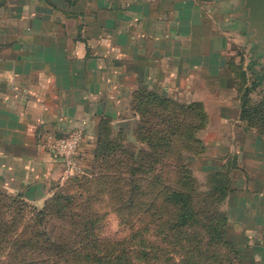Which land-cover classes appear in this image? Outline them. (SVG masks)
Returning <instances> with one entry per match:
<instances>
[{
    "label": "crops",
    "instance_id": "obj_1",
    "mask_svg": "<svg viewBox=\"0 0 264 264\" xmlns=\"http://www.w3.org/2000/svg\"><path fill=\"white\" fill-rule=\"evenodd\" d=\"M204 1L0 0V193L42 204L63 182L50 144L79 129L88 175L101 125L131 135L133 93H165L204 107L191 169L227 173L228 233L264 264V135L240 119L227 64L242 15L236 0Z\"/></svg>",
    "mask_w": 264,
    "mask_h": 264
},
{
    "label": "rangeland",
    "instance_id": "obj_2",
    "mask_svg": "<svg viewBox=\"0 0 264 264\" xmlns=\"http://www.w3.org/2000/svg\"><path fill=\"white\" fill-rule=\"evenodd\" d=\"M204 2L206 3L208 0ZM238 24L239 29H241V23L238 22ZM228 40V55L231 56L228 61H234L245 73L243 84L249 86L255 81V77L251 75L252 72L264 76V46L260 48L252 46L246 42L245 36L242 40L240 36L237 37L233 33L228 34ZM232 80L233 83L236 82L234 96L239 99L241 94L237 90V83L240 85L242 80L235 78ZM158 94L171 98L178 103H183L165 93ZM248 97L251 99L252 105L260 104V101L264 98V87H257L256 93H251ZM217 107L213 106L212 108ZM202 108L204 110L203 106ZM135 109L140 110V108L137 109V106L134 107ZM135 112L133 114V132L131 135L123 133L126 139L117 140L120 143V148L116 150L115 154L105 151L96 171H91L88 175H82L79 180H63L55 188L53 195L42 204L34 205L23 199L12 200L13 197L0 193V264L67 263L66 253L50 254L46 252L47 247L36 243L35 231L42 229L39 223L46 225L47 229L52 232L51 237L72 253L76 249L103 256H114L122 251L126 252L141 248L157 251L168 247L177 249L176 246L171 244V239L166 233L164 224V220L173 208L166 205L163 211L161 204L152 208L145 206L151 205L148 200L155 199V194L146 197V195L140 194V191L135 190L136 194L133 195L130 208L122 209L123 200L121 195L125 190L127 192L130 187L123 186L122 180L127 177L126 173L129 168L135 167L132 159L133 154L138 152L137 145L141 148L139 150L145 151V154L150 153L148 146L144 144L145 142H142L141 137L137 138L135 134L140 119L137 111ZM204 113L206 115L205 110ZM135 114L138 118L134 116ZM259 116L260 119H263L264 112L259 113ZM208 125L209 123L206 121L202 123L196 133L195 131L192 132L195 139L201 142V145L194 147L193 151H188L185 150L189 149L190 146L187 142L184 149L181 148L180 153V163L182 162L192 173L193 189H196L202 195L210 192L208 176L193 171L191 167L197 164L206 152L202 139ZM105 156H107L106 159ZM158 161L157 164L151 166L154 168V172L148 171L146 174L147 179L157 173L163 183L169 186L174 185L178 175L175 174L172 165H179L177 155L172 158L170 156L169 160L160 158ZM93 166L94 160L92 162ZM137 173H142L139 167ZM55 196L61 197V200L59 202H48ZM202 200L203 197L194 196L195 207L204 211L206 209L201 203ZM83 220H88L91 223L83 225L81 224ZM72 223H74L73 226H71ZM83 227H87L92 233H87L86 240L79 238L80 236L75 237V234L70 233L72 230L79 231ZM227 239L231 243H235L236 246L240 243L238 237L231 233H228ZM26 245L34 250V254L24 257L18 262L20 258H15L14 252L18 248L26 247ZM164 252L162 251V253ZM240 252L245 260L244 264H258L255 260L250 259L252 257L251 251L240 249ZM162 253L160 255L168 256V254Z\"/></svg>",
    "mask_w": 264,
    "mask_h": 264
},
{
    "label": "trees",
    "instance_id": "obj_3",
    "mask_svg": "<svg viewBox=\"0 0 264 264\" xmlns=\"http://www.w3.org/2000/svg\"><path fill=\"white\" fill-rule=\"evenodd\" d=\"M227 64L234 78L242 80L240 85L237 83V90L241 94H239L240 119L248 128L264 135V116H262L263 119L259 116V113L264 112V98L260 104L252 105L248 97L251 93H256L257 87H264V76L252 72L251 75L255 77V81L246 86L243 84L245 73L241 67L232 60H229ZM233 85L236 86V82ZM136 106L140 110H134ZM130 108L133 114L137 111L140 118L135 134L137 138L141 137L142 142H145L150 153L145 154V151L139 150L141 148L137 145L138 152L133 154L132 159L135 167L129 168L126 173L127 177L122 180L125 182H122L123 186H130L127 192L125 190L121 195L122 209L130 208L133 195L136 194L135 190L140 191V194L146 197L155 194V199L148 200L151 205L145 206L152 208L161 204L163 211L166 205L173 208L164 220V224L171 244L177 249L168 247L157 251L141 248L122 251L114 256H103L75 249L74 254L59 245L51 237L52 232L42 223H39L42 229L35 231L36 243L47 247L46 252L50 254L66 253V264H244L245 260L241 256L240 248L227 239L228 221L222 209L223 202L230 191V178L227 173L220 170L208 175L210 192L202 195L193 189L191 171L182 162L180 163L181 148L184 149L187 142L190 146L185 150L188 151H193L194 147L201 145L192 132L196 133L202 123L206 122L202 105L197 102L178 103L154 91L142 89L133 93ZM134 116L138 118L136 114ZM120 139H126L122 132L114 134L106 124L101 125L96 139L92 172L98 169V164L104 157L105 151L115 154L120 148L118 142ZM175 155H177L179 165L173 164L172 169L179 178L176 177L174 185L169 186L163 183L157 173L147 179L146 174L148 171L154 172L151 166L157 164L160 158L169 160L170 156L172 158ZM138 167L142 173H137ZM72 179L79 180L80 178ZM194 196L203 197L201 203L206 210L202 211L195 207ZM13 198L12 200L19 199L18 197ZM60 200L61 197L55 196L48 202H59ZM90 223L88 220L81 222L83 225ZM70 233L86 240L87 233H91V230L83 227L79 231L72 230ZM162 251L165 252L162 253ZM14 253L15 258H20L18 261L20 262L22 258L34 254V250L26 245L24 248L16 249ZM160 253L168 254V256L160 255ZM30 264H45V262Z\"/></svg>",
    "mask_w": 264,
    "mask_h": 264
},
{
    "label": "water",
    "instance_id": "obj_4",
    "mask_svg": "<svg viewBox=\"0 0 264 264\" xmlns=\"http://www.w3.org/2000/svg\"><path fill=\"white\" fill-rule=\"evenodd\" d=\"M213 2H226L232 0H212ZM239 2L238 12L242 15L240 22L246 42L255 47L264 46V0H236ZM126 131L130 126L127 121H120L116 125Z\"/></svg>",
    "mask_w": 264,
    "mask_h": 264
},
{
    "label": "built area",
    "instance_id": "obj_5",
    "mask_svg": "<svg viewBox=\"0 0 264 264\" xmlns=\"http://www.w3.org/2000/svg\"><path fill=\"white\" fill-rule=\"evenodd\" d=\"M82 142V133L73 129L66 136L49 145V152L59 159L62 164V179L69 180L83 175L78 159V149Z\"/></svg>",
    "mask_w": 264,
    "mask_h": 264
}]
</instances>
